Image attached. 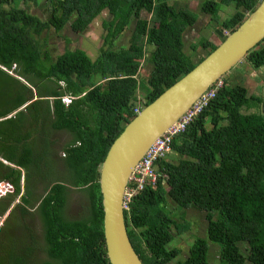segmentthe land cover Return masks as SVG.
Masks as SVG:
<instances>
[{
    "label": "trees",
    "instance_id": "obj_1",
    "mask_svg": "<svg viewBox=\"0 0 264 264\" xmlns=\"http://www.w3.org/2000/svg\"><path fill=\"white\" fill-rule=\"evenodd\" d=\"M39 1L0 0V180L8 183L0 196V217L7 213L0 225V264H110L99 170L136 115L139 88L144 107L214 50L261 0H201L199 11L210 16L221 41L192 45L205 51L197 60L184 52L183 34L198 13L176 0H43L44 20L29 10ZM226 8L232 13L221 18ZM103 10L110 18L101 22L105 34L94 59L73 49L52 56L50 30L69 21L73 30L85 29ZM132 21L127 45L114 47ZM144 58L149 68L141 76ZM244 59L254 68L264 66V39ZM226 77L171 138V150L156 159L155 181L145 180L140 189L128 183L135 193L124 218L143 264H213L211 243L218 245L219 264H264V88L248 93ZM55 132L70 138L58 147ZM52 149L55 176L36 193L30 178L35 173L38 183L44 179L42 165ZM74 189L84 204L72 214L67 204ZM168 201L203 211L207 220L206 236L196 237L184 258L171 244V227L178 223ZM31 220L39 223L37 234Z\"/></svg>",
    "mask_w": 264,
    "mask_h": 264
},
{
    "label": "water",
    "instance_id": "obj_2",
    "mask_svg": "<svg viewBox=\"0 0 264 264\" xmlns=\"http://www.w3.org/2000/svg\"><path fill=\"white\" fill-rule=\"evenodd\" d=\"M264 39V0L189 72L144 106L111 143L99 170L103 235L110 264H143L124 218L129 179L152 143Z\"/></svg>",
    "mask_w": 264,
    "mask_h": 264
},
{
    "label": "rangeland",
    "instance_id": "obj_3",
    "mask_svg": "<svg viewBox=\"0 0 264 264\" xmlns=\"http://www.w3.org/2000/svg\"><path fill=\"white\" fill-rule=\"evenodd\" d=\"M178 6H184L185 8L196 11L198 13V17L194 24L188 27L183 34V50L188 53L193 60H197L199 57L204 55V50L200 47L196 48V50H192V45H197L200 43L202 39L211 40L214 43H219L221 38L216 32L217 26L214 25L210 20V16L205 13H200V3L201 0H176L175 2ZM18 5L22 6V4L18 3ZM29 10L32 14L36 15L41 20L47 18L46 5H44V1L40 0L37 6L32 5L29 7ZM232 13V10L226 8L219 12V16L221 18L229 16V13ZM142 16L145 17V14L142 13ZM110 15L107 10H103L102 14H100L96 20L91 22L87 28L82 30H73L70 27V21L59 31L53 32L49 31L47 34L48 40V49L52 56L55 54L62 53L65 49H73L80 50L86 52L91 59H94L97 56L98 50L102 45L103 36L105 34V30L103 29L101 22L102 20H108ZM133 28V21L130 23L126 31L123 35L118 37L115 41L114 47H120L127 45L129 39V33ZM226 34V31H224ZM149 52H145V57H147ZM141 67L139 69L141 76L147 75L149 65L146 63L145 58L142 60ZM145 61V62H144ZM230 85L241 84L247 87L248 93H263L264 88V66L259 68H254L246 59H243L237 65H235L228 73L227 77ZM140 83V82H139ZM143 93L142 89L138 90V100L139 105H142L141 94ZM143 108V107H142ZM31 121V120H30ZM29 121V122H30ZM63 132H55L52 134V137H55L56 145L61 147L65 142H67L70 138L66 133ZM51 137V138H52ZM51 150V149H50ZM54 150L52 149V154H49L45 157V163L42 165V168L46 171H42L41 175H43L44 179H41L38 183V177L35 173L32 174L30 178V186L34 187V192L40 193L44 188H47V182L55 176V170L57 168L56 164V155L53 154ZM171 153V152H170ZM24 173V170H22ZM21 185L23 191V177L21 178ZM37 181V182H36ZM29 182V181H28ZM36 182V183H35ZM35 183V184H34ZM35 185V186H34ZM82 193H78L77 190H71L69 192L67 210L68 212L74 214L78 209L81 210V204H84V199L81 197ZM17 202V199L15 200ZM168 210L171 212V216L178 223L177 226H172L171 231L174 235V241L171 242L172 246H175L179 249L178 258H184L187 255L189 245L193 242L196 237H205L206 236V228H207V220L205 218V213L203 211H198L194 208L182 209L172 201H168ZM7 216V213L0 217V225L4 218ZM32 226H36L39 223L35 220H31ZM22 229L18 230L17 235L23 234V226ZM34 232L38 233V227L33 228ZM41 234H38V241L40 242ZM241 251H244V254H247L244 245H239ZM217 244H210L209 246V261L213 264H219L217 258ZM34 257L41 258L42 255L40 253L34 252ZM249 264V263H248Z\"/></svg>",
    "mask_w": 264,
    "mask_h": 264
},
{
    "label": "built area",
    "instance_id": "obj_4",
    "mask_svg": "<svg viewBox=\"0 0 264 264\" xmlns=\"http://www.w3.org/2000/svg\"><path fill=\"white\" fill-rule=\"evenodd\" d=\"M214 84L215 85L213 87H210V89H207L201 95V97L191 106V108L182 117H180L174 124H172L167 129L166 132H164L152 143L147 152L136 165L128 183L135 182L137 183V188L140 189L145 180L155 181L157 174L153 166L156 159L164 156L171 150V138L176 135L179 131L183 130L185 126L189 123V121L192 119V116L200 112V110L207 103V101L214 96L218 87L222 85L221 79H218ZM63 101L65 103H68L70 101V97L64 96ZM141 109V106H137L135 108V113L137 114ZM7 190L8 183L3 180H0V196L4 195ZM133 193H135V189H130L129 187H127L124 197V208L127 207V201Z\"/></svg>",
    "mask_w": 264,
    "mask_h": 264
},
{
    "label": "crops",
    "instance_id": "obj_5",
    "mask_svg": "<svg viewBox=\"0 0 264 264\" xmlns=\"http://www.w3.org/2000/svg\"><path fill=\"white\" fill-rule=\"evenodd\" d=\"M14 113H12V115H13Z\"/></svg>",
    "mask_w": 264,
    "mask_h": 264
}]
</instances>
